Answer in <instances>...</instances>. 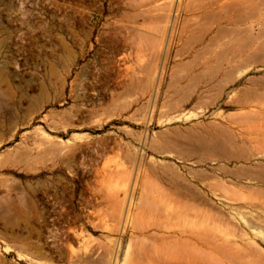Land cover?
<instances>
[{"label": "rangeland", "instance_id": "1", "mask_svg": "<svg viewBox=\"0 0 264 264\" xmlns=\"http://www.w3.org/2000/svg\"><path fill=\"white\" fill-rule=\"evenodd\" d=\"M0 264H264V0H0Z\"/></svg>", "mask_w": 264, "mask_h": 264}, {"label": "bare ground", "instance_id": "2", "mask_svg": "<svg viewBox=\"0 0 264 264\" xmlns=\"http://www.w3.org/2000/svg\"><path fill=\"white\" fill-rule=\"evenodd\" d=\"M191 258V257H190Z\"/></svg>", "mask_w": 264, "mask_h": 264}]
</instances>
